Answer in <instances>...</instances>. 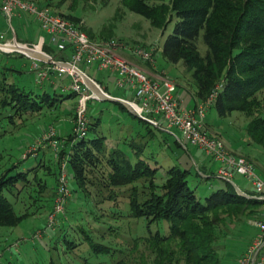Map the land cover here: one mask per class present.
<instances>
[{"label": "rangeland", "instance_id": "rangeland-1", "mask_svg": "<svg viewBox=\"0 0 264 264\" xmlns=\"http://www.w3.org/2000/svg\"><path fill=\"white\" fill-rule=\"evenodd\" d=\"M30 1L48 5L58 13L77 18L78 24L90 38L117 43L121 46L119 52H132L138 46L157 48L156 70L164 71L165 77L176 84L180 107L186 108V105L193 101L192 92L196 91V85L192 72L186 69L183 62L171 63L163 55V43L168 32L163 34L161 29L153 27L147 18L131 11L123 0ZM0 17L2 29L0 33L5 32L6 37L13 40L14 32L7 18L3 14ZM12 23L17 40H22L21 42L28 45L37 44L36 42L46 43L41 44L43 50L52 54L57 52L54 49L52 51L47 49L46 36L30 15L22 12L21 18L14 17ZM199 45L205 52L206 46L202 39ZM64 54L68 55L69 52L66 51ZM56 57L61 58V54H57ZM80 66L102 81L104 87L109 86L108 90L113 95L132 97L130 92L124 93L116 86V74L94 69V66H90L88 70L84 61ZM5 78L20 87L51 89L55 86L63 90L70 77L51 73L47 80L40 83L37 73L32 69V60L26 54L19 51L6 53L0 50V81L3 82ZM259 98L260 108L252 116L233 111L222 117L213 104L208 110L205 129L209 135L222 140L228 152L253 162L257 173L264 179V143L254 142L248 132L249 121L255 116L264 115V92ZM86 103L87 111L90 110V115L88 113L90 118L96 112L101 116L100 128L108 137V145L124 149L123 146L126 147L124 143L129 142L131 137L145 135L147 140H151L147 151H156L165 166L171 161H178L184 167L197 171L195 159L198 164L204 161L207 163V175L215 172L214 177L208 182L198 184V179H194V184H198V195L204 197L214 188L224 186L226 179L220 178L216 172L219 169L218 162L201 149L191 147L181 133L179 135L182 141L179 145L159 120L156 122L147 120L155 128L161 129L155 130L153 136L152 133H146V125L139 117L133 115L127 107H121L119 103L91 98ZM80 105L79 96H76L67 99L58 108L28 112L20 118L17 116L13 124L5 122L6 132L0 137V174L14 164H20L26 169L29 164L37 166L39 163L37 174L46 180L47 187L44 189L35 182L25 187L19 195L16 209L19 212L27 210L29 218L15 227H0V264H186L184 255L179 252L180 239L175 238L161 244L149 240L145 220L134 218L129 210H124L125 217L104 215L113 199L100 206L96 203L103 198H109L108 188L101 189V185L100 190L98 188L100 193L96 195L93 187L91 195L87 196L75 183L74 172L67 162L70 151L66 148L69 133L77 136ZM50 127L57 130V139L60 142L57 150L43 141ZM3 130L1 131L4 132ZM60 175L66 176L68 188L62 207L59 205L61 203H58V197L61 195L58 189ZM231 183L248 192L254 191L252 182L241 174H234ZM117 186L120 188H116L114 193L118 192V198L124 200L130 194L129 189L125 185ZM125 201L124 206L128 208V201ZM58 205L61 208H58ZM118 205L122 207V204ZM58 210L60 211L57 212ZM241 211L243 213L244 209ZM226 212L225 208H221L211 213L210 219L216 218V214L223 216ZM244 212L246 214L240 215L238 221L218 222L217 229L221 231V238L217 248L222 264H237L238 256L246 251L249 242L261 232L256 224L264 216V201L247 211L245 209ZM167 228L163 225L160 230L166 231ZM101 246L106 249L99 250Z\"/></svg>", "mask_w": 264, "mask_h": 264}, {"label": "trees", "instance_id": "trees-1", "mask_svg": "<svg viewBox=\"0 0 264 264\" xmlns=\"http://www.w3.org/2000/svg\"><path fill=\"white\" fill-rule=\"evenodd\" d=\"M123 1L163 34L168 32L162 48L164 57L171 63L183 62L192 72L200 100L216 93L213 107L220 116L233 111L252 116L260 108L259 95L264 92V0ZM65 16L79 23L77 18ZM201 39L206 46L205 52L199 45ZM47 49L56 51L50 45ZM0 92V137L6 132V124H13L17 116L58 108L67 99L78 97L74 92L55 86L51 89L26 88L7 79L0 81ZM88 113L90 115L89 109ZM98 114L89 117L85 137L80 138L72 132L69 138L67 136L68 166L81 191L90 196L93 187L96 195L101 185V189L108 188L109 198L96 203L100 206L113 199L104 215L125 217L124 210H129L134 218L145 220L149 240L161 244L180 239L179 252L184 255L186 264H222L217 248L221 238L218 222L238 221L245 209L263 200L254 197V191H246L249 196L239 193L235 185L226 180L224 186L214 188L204 197L198 195V184L208 182L214 177V171L207 175L206 171H194L178 161L165 166L156 151H147L151 140L145 135L131 137L124 143V149L108 145ZM140 120L146 125V133L155 136L154 131L161 130L145 119ZM248 132L254 142L264 143V115L249 121ZM38 167L39 163L37 166L29 164L26 169L14 164L0 174V227H15L29 218L27 210L19 212L16 204L30 184L37 182L44 189L47 187L46 180L37 174ZM194 179H198V184H194ZM117 185L129 189L130 194L124 200L118 198V192L114 193L120 188ZM125 200L128 208L124 206ZM221 208L227 210L225 215L216 214V218L210 219L211 213ZM163 225L168 227L164 232L160 230ZM104 249V246L99 248Z\"/></svg>", "mask_w": 264, "mask_h": 264}, {"label": "built area", "instance_id": "built-area-1", "mask_svg": "<svg viewBox=\"0 0 264 264\" xmlns=\"http://www.w3.org/2000/svg\"><path fill=\"white\" fill-rule=\"evenodd\" d=\"M21 12H25L34 19L46 34L49 45L55 47L62 57L64 55V59L57 58L54 54L43 50L41 44L28 45L17 40L12 22L13 18ZM0 13L7 18L14 32L13 40L8 39L5 32L0 33V50L6 53L19 51L26 54L32 60V69L37 73L40 83L47 80L51 73L70 77L64 91H71L79 96L81 105L78 108L76 129L78 137H85L88 132L90 119L86 102L90 98L101 100L99 95L91 90L86 78H89L91 84L113 96L91 77L86 69L80 66L84 61L86 68L94 66L100 71L116 73L117 87L125 92L131 91L133 99L121 95L115 97L129 101L142 119L162 122L166 130L180 142L179 134L185 136L191 147L201 149L207 156L218 162L217 174L220 178L233 182L235 173L247 177L254 186V197L264 201V179L257 173L253 162L243 156L228 152L224 142L209 135L205 129L208 110L215 102L216 93L195 106L181 108L174 94L176 87L174 81L166 77L161 80L150 77L144 69L120 54L119 44L93 40L82 30L80 24L54 11L50 6L30 0H0ZM34 51H40L45 56L41 59L36 58L33 56ZM66 51L69 52L68 55L64 54ZM156 51L157 48L152 46H138L132 50V54L155 66ZM43 141L48 142V145L57 150L60 144L57 139V130L50 127ZM65 177V175L61 176L58 188L61 194L58 197V203H61L59 204L61 207L64 196L68 192ZM237 187L248 195L246 190L240 186ZM59 205L58 208H61ZM256 225L261 232L249 242L246 251L238 256L237 264H264V216L258 220Z\"/></svg>", "mask_w": 264, "mask_h": 264}, {"label": "crops", "instance_id": "crops-1", "mask_svg": "<svg viewBox=\"0 0 264 264\" xmlns=\"http://www.w3.org/2000/svg\"><path fill=\"white\" fill-rule=\"evenodd\" d=\"M21 14H22V12L18 15V17H20L21 18ZM1 15V14H0ZM1 18V17H0ZM15 28V27H14ZM0 29H1V25H0ZM2 30V29H1ZM16 32V31H15ZM45 34V33H44ZM16 36H17V34H16ZM45 36H46V34H45ZM22 41V40H21ZM46 41H47V39H46ZM45 42V41H44ZM36 43H38V44H46V43H39V42H36ZM47 44L49 45V43H48V41H47ZM121 53V55L122 56H124L127 60H129L130 62H132V63H134V64H136V65H138V66H140L142 69H144L149 75H150V77H152V78H154V79H157V80H161V79H163V78H165V72L163 71V72H159V71H157L156 70V66H154V65H150L148 62H144L143 60H141V59H139V58H137V57H135L133 54H132V52H129V51H122V52H120ZM87 69L89 70V67H87ZM95 69V68H94ZM155 69V70H154ZM110 72V71H109ZM87 73L91 76V77H93L94 79H96L102 86H103V88L104 89H106V90H108L109 88V86H105L104 87V85L102 84V81H100V80H98L97 78H95L94 76H92L88 71H87ZM111 73H114V72H111ZM114 74H116V73H114ZM116 77H117V74H116ZM49 82V81H48ZM48 82H47V84H48ZM178 85V84H177ZM64 86V85H63ZM117 86V85H116ZM62 91H64V89L62 90ZM109 91V90H108ZM121 91H123L124 93H129V92H125L124 90H121ZM112 94V93H111ZM132 97L131 98H128V99H133V93L130 91V93H129ZM174 94H175V96H176V98L178 99V102H179V105H180V100H179V95L178 94H176V87H175V90H174ZM113 95V94H112ZM192 95H193V101L192 102H190L188 105H186L187 107L186 108H188V107H191V106H195V105H197V104H199L200 102H201V100L198 98V96H197V89H196V91H193L192 92ZM113 96H120V95H113ZM121 96H123V95H121ZM181 103H184V101H181ZM184 108V107H183ZM210 119V118H209ZM209 119L207 120V123H208V121H209ZM180 140L182 141V139H181V137H180ZM194 162L196 163V166H197V168L198 169H201V170H203V171H206L207 172V167H208V165H207V163L204 161V162H199V164H198V162L194 159ZM237 260V259H236Z\"/></svg>", "mask_w": 264, "mask_h": 264}, {"label": "water", "instance_id": "water-1", "mask_svg": "<svg viewBox=\"0 0 264 264\" xmlns=\"http://www.w3.org/2000/svg\"><path fill=\"white\" fill-rule=\"evenodd\" d=\"M33 56L36 57V58H40V59H41V58H43L45 55H44L42 52H40V51H34V52H33ZM86 80H87V84L90 86L91 90H92L93 92H95L96 94H98L99 97L101 98V100H109V101L116 102V103H122V104H124V105H125L130 111H131V113H133L134 115H136V116L142 118V117L136 112L135 108L133 107V105H132L129 101L124 100V99H121V98H118V97H115V96H111V95H109V94L103 92L102 90H100V88H98L97 86H94L93 84H91V83L89 82V81H90L89 78H86ZM236 189H237V191H238L239 193L244 194V193L242 192V190H241L239 187L236 186ZM244 195H245V194H244Z\"/></svg>", "mask_w": 264, "mask_h": 264}]
</instances>
